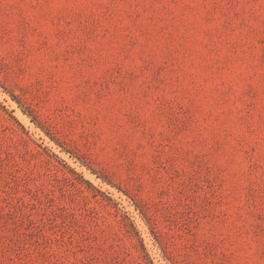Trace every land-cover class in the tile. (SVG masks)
Returning a JSON list of instances; mask_svg holds the SVG:
<instances>
[{"label":"rangeland","instance_id":"rangeland-1","mask_svg":"<svg viewBox=\"0 0 264 264\" xmlns=\"http://www.w3.org/2000/svg\"><path fill=\"white\" fill-rule=\"evenodd\" d=\"M0 264H264V0H0Z\"/></svg>","mask_w":264,"mask_h":264}]
</instances>
